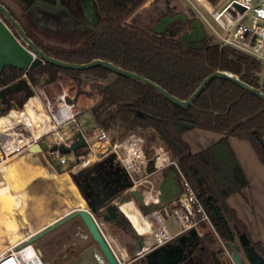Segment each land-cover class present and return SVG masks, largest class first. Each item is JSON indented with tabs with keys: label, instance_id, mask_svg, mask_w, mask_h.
Masks as SVG:
<instances>
[{
	"label": "trees",
	"instance_id": "1",
	"mask_svg": "<svg viewBox=\"0 0 264 264\" xmlns=\"http://www.w3.org/2000/svg\"><path fill=\"white\" fill-rule=\"evenodd\" d=\"M93 1L99 19L92 31L77 46L70 48L41 42L36 33L25 27L8 9L27 35L47 55L76 63H86L94 58L106 59L151 79L181 99L189 97L202 79L216 70L231 72L249 85L264 90L261 83L264 79V64L253 56L228 45L212 43L210 36L201 49L186 47L182 34L190 27L186 29L180 20L169 24L161 35L156 34L155 23L174 12L167 4H154L148 9L149 25L143 26L141 23L144 21L137 22L134 18L132 24L128 20L146 0ZM0 17L15 33V27L1 12ZM192 17L196 15L192 13ZM59 73L71 76L78 85L82 84L84 74L109 79L98 90L99 99L90 107L94 123L98 127H116L120 131V138L132 131H140L150 143L156 144L159 139L171 159L176 161L212 222L219 224L209 201L216 205L230 225L252 241L246 226L227 203L230 195L241 193L248 185V179L230 146L229 137L247 140L264 163V99L230 80L215 78L191 105L181 107L152 86L114 73L103 66L76 70L50 63L40 64L27 71L12 66L4 67L0 73V88L23 75L35 87L38 81L48 83L55 80ZM187 124L191 128L222 133V137L202 150L192 152L182 137L190 129L185 126ZM81 150L84 153L88 151L86 147L79 148L76 150L77 155L81 154ZM57 169L60 170L59 167ZM45 198L50 202L48 196ZM128 202L130 207L134 206ZM152 218L157 225V216L152 214ZM253 244L264 253L259 242Z\"/></svg>",
	"mask_w": 264,
	"mask_h": 264
},
{
	"label": "rangeland",
	"instance_id": "2",
	"mask_svg": "<svg viewBox=\"0 0 264 264\" xmlns=\"http://www.w3.org/2000/svg\"><path fill=\"white\" fill-rule=\"evenodd\" d=\"M1 1L13 11L17 19L25 27H28L36 33L41 42L60 47L70 48L77 46L80 40L91 32L99 19L97 7L95 9L93 5L94 2L92 3L90 1H86L85 3L76 2L77 7L73 6L68 8L63 4L57 3L55 0H49L52 7L44 6V2L39 0ZM154 4L161 6L167 4L175 13L181 12L187 16H192V13H194L201 21L207 34L214 39L219 40L220 36L223 34L221 28L213 20L209 12L197 0H167V3L166 0H146L135 10L128 22L134 24L135 18L137 22L144 21L141 25H149L147 10L151 9ZM185 27L187 29V24H185ZM108 81L109 79L107 78L92 74H84L82 77V84L78 85L71 76L59 73L55 80L44 83L43 85H37L36 83L33 88L42 102L48 101L51 104H58L62 101L63 97H69L72 98L74 102H78V108L80 109L77 119L78 123L94 131L98 125L93 123L90 107L99 99L97 94L98 90L104 87ZM37 86H39L40 92L37 90ZM74 125L75 124H73V126ZM102 127L108 132L111 140L121 139L119 137L120 131L116 127L112 125ZM61 130H65L66 135H71L73 132L72 127L68 126L63 127ZM52 139L53 136L48 134L39 140H44L48 145L52 143ZM150 142L146 139L145 149L149 151L147 153L148 157L151 158L153 155L150 152L152 148L151 145L163 148L166 151L160 141H157L155 145ZM27 148L26 146L20 151L7 156L3 155L0 158V190L9 187L8 194H0V250L11 242H14L17 235L21 234V231H23L24 227L20 223L23 217H21L22 214H19V212H23L27 207L32 208L41 206L36 197L32 195L28 189L31 184L29 178L33 174L31 170L33 161L21 158L22 154H20L21 151ZM29 151L30 153L37 152L38 146L29 147ZM47 156L49 157V161L54 163V165L57 163L49 154ZM165 156L166 154L163 155V157ZM66 157L69 161H75L76 153L74 151L68 152L66 153ZM144 176L152 180L151 183H149L150 186L153 187V191L148 190L146 194L153 197L157 192L160 173L154 172ZM64 177L70 189L72 203L76 206L81 205L82 199L80 193L71 181V176V179L68 175H64ZM65 183L63 178L54 180L51 189L45 194L50 199L49 204L54 210L50 212L52 217L56 219L52 222L55 223V226L35 238V246L39 248L47 264H109L104 257L103 263H100L95 258V254H103L97 242L89 233L80 215L75 214L73 216H68L76 209H85L87 206L85 208H75L73 204H71L68 198V192L65 188ZM145 183H147V181ZM144 188L145 186L141 185L138 186L137 189L141 192H145ZM17 197L20 198L19 201L16 200ZM130 200H132V198H130ZM128 203L129 202L126 203L125 214L134 221V224L131 226L123 213L129 228L125 232L119 229L115 231V234L120 236V239H116L127 247L129 253L127 258L135 254V251L139 248L140 242L143 239L142 236L136 233L137 231L143 234V232H139L135 229L136 223L134 220L136 216L137 223H142L141 219H143V215L140 211H136L135 213L136 207H130ZM162 219L171 233L178 230V223L173 214L162 216ZM23 220L25 221V219ZM107 230L109 231L108 227ZM130 232H133V234ZM150 247L151 245L146 247V249ZM120 259L123 261L121 257Z\"/></svg>",
	"mask_w": 264,
	"mask_h": 264
},
{
	"label": "water",
	"instance_id": "3",
	"mask_svg": "<svg viewBox=\"0 0 264 264\" xmlns=\"http://www.w3.org/2000/svg\"><path fill=\"white\" fill-rule=\"evenodd\" d=\"M209 1L216 3L217 0ZM242 10V6L233 3L226 12L232 18H235ZM0 12L16 29V32L14 33L12 28L2 17H0V73L4 67L7 66L27 71L28 69L44 63H50L64 69L76 70H88L95 66H103L114 73L142 81L143 83L152 86L166 99L181 107H188L191 105L211 80L215 78H225L249 91L253 95L264 99V90L249 85L241 80L237 75L225 70H216L211 72L202 79L189 97L181 99L171 94L164 87L151 79L134 71L119 67L106 59L94 58L86 63H76L58 59L47 55L35 44V42L27 35L21 23L11 14L8 7L2 2H0ZM179 20L183 23L187 22V15L184 13H176L174 15L168 14L155 23L154 32L161 35L169 24ZM190 28V31L182 34V41L184 45L193 49L203 48L204 42L208 40L209 35L205 31L201 21L198 18L193 20ZM261 83L262 87H264V79H262ZM32 90H34V88L25 75L18 78L13 83L0 88V118L11 108H22L24 99ZM5 93L8 95V98L3 99V95ZM66 101L69 102L70 98L67 97ZM2 103L5 104V106L1 108ZM185 126L191 128L190 124ZM99 144L100 143H97L96 145ZM86 146L87 145L82 134L77 133V138L70 146L61 144L58 149L61 153L66 154L71 151L75 152L77 149L84 148ZM53 148H56V146ZM145 151L146 153L149 152L146 149ZM150 152L153 154V147L150 149ZM100 157L101 158L91 166L72 174V179L85 200L87 207L85 209H76L68 216H73L75 214L80 215L89 233L97 242L104 258L109 264H123L116 258L113 250L95 220H97V222H101V224L110 221L119 223L121 221L126 222L122 211L119 209L115 201L116 198L125 190H128L132 194L134 204L142 215L148 216L151 213L158 211L162 216L170 214L173 201L181 193L180 176L178 169L174 164L157 168L155 158H149L146 165L147 173H160L157 193L151 197L150 195L140 192L139 189H137L134 181L131 179L126 169L119 161L115 160V153L110 152L107 155H103V153H101ZM80 175H85L86 178L83 181H79L78 177ZM147 197H150L153 201L147 200ZM209 205L212 209L214 217L223 222L227 228L230 239H232V229L230 228L225 216L218 211L213 202L209 201ZM108 225L110 226L109 223ZM54 226L55 223H51L48 227L42 229L31 237L30 241H34L35 238ZM190 231L195 232V229L192 228ZM236 232L238 233V230H236ZM238 238L239 244L235 245V248L240 249V247H242L244 251V258L247 260L248 264H264V256L259 254L253 245L249 244L248 237H246L244 233H240ZM178 257V250L173 248L168 242L154 245L143 253V259L147 264H173L177 261ZM233 257L237 260V251L234 252Z\"/></svg>",
	"mask_w": 264,
	"mask_h": 264
},
{
	"label": "built area",
	"instance_id": "4",
	"mask_svg": "<svg viewBox=\"0 0 264 264\" xmlns=\"http://www.w3.org/2000/svg\"><path fill=\"white\" fill-rule=\"evenodd\" d=\"M210 3L212 8L208 7L205 3L204 7L223 32L219 40L214 39L209 35L212 38V43L228 45L236 48L253 56L264 64V0H217L216 3ZM233 3H236L243 8V10L235 18H232L226 12ZM66 98L67 97H63L62 101L58 104L41 101L49 119L53 123L54 128L50 131H46L39 137L28 141L27 145L30 142H35L38 139L51 134L53 139L48 150L49 155L56 159L60 164H67L68 159L66 154L61 153L58 147L61 144L70 146L77 138V133H81L86 142L88 151L78 156V158L73 161L74 163L69 168L71 173H76L91 166L101 158V153H103V155H107L108 153L113 152L115 153V160L119 161L126 169L136 187L146 181V177L144 175L148 174L146 171V165L150 157L147 156L145 151L146 138L142 132L132 131L119 140H111L108 132L103 127H97L94 131H91L85 126L80 125L77 121L80 113L78 105L72 98H70L69 102L66 101ZM14 110L19 112L21 111V108H11L2 116L4 118H8L10 120V124L15 123V117L11 114ZM70 123L72 124L73 132L71 135H66V131L61 129ZM73 124L75 125L73 126ZM19 126V135L15 136L23 138L22 135H25L30 139V129L24 127L22 124ZM31 133L33 134V132ZM8 134L9 130H4L2 133L0 131V158L3 155L7 156L20 151L27 146L23 145L8 153L3 146L7 136H9ZM97 143L100 144L96 145ZM54 146H56V148H53ZM154 148L152 158H155V160L159 150H162L166 154L165 160L161 163V165L156 164L157 168H162L169 164H174L177 167L180 176L181 193L173 201L170 212V214H173L178 223V230L171 233L167 229L160 212H154L157 214L159 219V232L161 237L160 240L152 244L151 247L162 244L172 236L187 232L192 228L198 229L202 227L204 223L209 225L212 223L210 215L196 197L190 183L185 179L182 172L178 168L176 161L171 159L169 154L163 148ZM95 222L105 236L116 258L123 263L119 255L113 249L101 222H97V220H95ZM49 225L43 227L42 229L48 227ZM42 229L18 236L14 242H11L1 249L0 264H46L39 248L35 246V242L30 241V238ZM95 258L100 263L104 262V258L100 254H95Z\"/></svg>",
	"mask_w": 264,
	"mask_h": 264
},
{
	"label": "crops",
	"instance_id": "5",
	"mask_svg": "<svg viewBox=\"0 0 264 264\" xmlns=\"http://www.w3.org/2000/svg\"><path fill=\"white\" fill-rule=\"evenodd\" d=\"M39 1H43L44 6L46 7H52V5L49 3V0H39ZM89 1L92 3L94 2L93 0H89ZM93 5H94V8L96 9L95 2L93 3ZM38 84L43 85L44 82L38 81L37 85ZM37 90L40 92L39 86H37ZM75 103L78 105V102H75ZM46 118L48 119V117ZM5 119L8 122H10L8 118H5ZM92 119H93V116H92ZM67 126L72 127V124L70 123ZM182 137L189 144L192 152H198L202 150L203 148L209 146L213 142L217 141L218 139H220L222 137V133L213 132V131L194 127V128H190L186 130L183 133ZM38 140L35 141L38 146L37 152L30 153L29 146H28V148L21 151L20 154H22L21 158L30 159L33 161L32 169H31L33 174L29 178L31 181V184L29 185L28 189L31 192V194L36 197V199L38 200L41 206H36L32 208L27 207L25 208L23 212L16 211V212H19V214L21 213L22 214L21 217L25 219L24 221L23 219L20 218L21 219L20 223L24 227V229L23 231H21V234L17 235V237L22 236L24 234L34 232L36 230H40L43 227L49 225L50 223L56 220L52 217L51 212H50L54 210L51 208V205L45 198L46 196L45 194L51 189L54 180H58V178H63L65 180L66 182L65 188L68 192V198L70 199L71 204H73L70 198V189L64 177V175H68L69 178L70 176L72 178L73 173L69 171L68 167L73 161L68 160L67 164H60L55 159L57 163L54 165V163L49 161V157L47 156L49 154L48 150H49V147L51 146V143L47 145V143L44 140L42 141L39 140V142ZM229 143L248 179V185L242 190L241 193H234L230 195L227 198V203L231 208L235 210L238 218L244 223V225L246 226L250 234L251 239L255 242H259L262 248H264V163H262L259 160L254 149L252 148L251 144L247 140L239 139L234 136H230ZM152 147H155V146H152ZM75 153H76V159L78 158V156L84 154L83 151L81 152L80 155H77V151H75ZM164 154L165 153L162 151L161 156ZM58 167L60 168V170L57 169ZM71 181L77 188L74 180L72 179ZM146 181L147 183L149 182L151 183L152 180L146 178ZM146 181H144L142 184L137 185V188L138 186H141V185L145 186L144 188L145 194L148 192L146 190H151L152 188L151 187L150 189H148L147 186L150 185V183L147 184L145 183ZM77 190L80 193L78 188ZM80 196L82 199V204L79 206H76L73 204L75 208H78V207L85 208L86 207V202L83 199L81 193H80ZM153 215H156V213H153ZM142 218L143 219L141 220L143 224L142 223L138 224L136 216H135V223L139 226V229L141 230V232H143L147 237L151 238L148 231L149 229H152L153 231V227L156 226V224L153 222V218H152L151 223H149L144 216ZM158 222H159V219H158ZM126 223L128 224L127 221ZM101 225L103 229L105 227L104 230L107 233L108 239L113 249L118 255L120 252L121 254L120 257L124 261L129 255V253H128L127 247L124 244H121L117 240V239H120V236L115 234L112 227L109 226L108 223H105L104 225L101 224ZM107 227L109 231L107 230ZM135 229H137L136 225H135ZM145 250L147 249L145 248ZM122 253H125V256H122ZM101 256L104 257L103 255Z\"/></svg>",
	"mask_w": 264,
	"mask_h": 264
},
{
	"label": "flooded vegetation",
	"instance_id": "6",
	"mask_svg": "<svg viewBox=\"0 0 264 264\" xmlns=\"http://www.w3.org/2000/svg\"><path fill=\"white\" fill-rule=\"evenodd\" d=\"M55 1L59 4L65 5L68 8L73 6L77 7L76 2L85 3L86 1L89 0H55ZM177 13H181V12H177ZM168 14L174 15L176 13L174 12ZM187 18L188 20L184 24H187L188 27H191L192 21L197 19V17L194 18L190 15L187 16ZM190 29H188L187 31H190ZM6 98H8V95L5 93L3 95V99ZM4 106L5 104L2 103L1 108ZM11 114L15 117V123L10 124L9 122H7L5 126L7 128H11V129L13 128L17 130L18 112L14 111L11 112ZM85 178H86L85 175H80L78 177V180L83 181ZM147 187L148 189L151 188L150 185H148ZM8 193H9V187L0 190V194H8ZM156 193L154 195H156ZM119 199L120 196L116 200L117 205L119 203ZM16 200L19 201V199L17 198ZM123 206L126 207V204ZM125 216L127 217L129 224H131L132 226L134 224V221H132V219L126 214ZM217 222L219 224H217L216 222H212L211 225L204 223V225H202V227L198 229L193 228L195 229V232H191L189 230L187 232L172 236L171 238L166 240L164 243L168 242L173 248H175L179 252V257L177 261L174 262L173 264H248L247 260L244 258V251L242 247H240V249L235 248V245L239 244L238 236L241 232L236 227L230 225L228 222L230 228L232 229V239H230L227 228L225 227L223 222L221 220H218ZM109 224L114 232L118 229L120 231L125 232L129 228L128 224L125 221H121L120 223L115 221H110ZM236 230H238V233L236 232ZM252 241L249 239V244L253 245L256 251H258L259 254L264 256V253H261L260 250L253 244V242L255 241L253 242ZM145 251H146L145 249L144 250L141 249L137 251L134 255L130 256L129 258H126L123 261V264H147L146 261L143 259V253ZM235 251L238 252L237 260H235L233 257Z\"/></svg>",
	"mask_w": 264,
	"mask_h": 264
},
{
	"label": "bare ground",
	"instance_id": "7",
	"mask_svg": "<svg viewBox=\"0 0 264 264\" xmlns=\"http://www.w3.org/2000/svg\"><path fill=\"white\" fill-rule=\"evenodd\" d=\"M198 2H200L203 6L205 3L208 7L212 8V5H211L210 1H208V0H198ZM55 116H56V114H55ZM46 117H48V119H49V116L46 113V111L42 105L40 97L38 96V94L36 93L35 90H32L30 92V94L24 99L23 107L21 108V111L18 112V117H17L18 118V128H17V130L13 129V128L12 129L7 128L5 125L8 121L4 117L0 118V131H1V133L4 130H9V134H8L9 136H7L6 141L3 144V146L5 147L7 152L8 153L12 152V151L18 149L19 147H21L23 145H27L28 141L39 137L40 135H42L46 131L52 130L54 128L53 123L51 122L50 119L48 120ZM20 124H22L24 127H27L28 129H30V134H31L30 139H29V137H26L25 135H22L23 138H18L15 136V135H19L18 133H19V127H20L19 125ZM31 132H33V134ZM35 145H37V144H36V142L33 141V142H30L27 145V147L28 146L33 147ZM161 153H162V150H159V153L157 154L156 164H158V165H161V163L165 160V157H166V156L163 157V155L161 156ZM119 196H120V199H119L118 207L122 211V213H125L126 209H125V206H123V205H125L128 201H131L133 203L134 207H136V205L134 204V201H133L132 194L128 190L123 191ZM117 198H116V200H117ZM130 198H132V200H130ZM17 199L20 200L19 197H17ZM147 200L150 201L151 200L150 197H147ZM136 211H139V209L137 207L135 209V213H136ZM153 213H151L148 216L143 215L149 223L152 222V214ZM131 228L133 230H135L133 227H131ZM136 228H137V230H139V232L141 231L137 224H136ZM159 228H160V223H157V225L153 227V231H152V229H149L148 233L151 236V238L147 237L144 233L140 234L135 230L139 236L143 237L142 241L140 242L139 248L135 251V253L138 250L145 249L146 247H148V246L156 243L158 240H160L161 234L159 232ZM153 233H154V235H153ZM119 256H121L120 252H119Z\"/></svg>",
	"mask_w": 264,
	"mask_h": 264
}]
</instances>
